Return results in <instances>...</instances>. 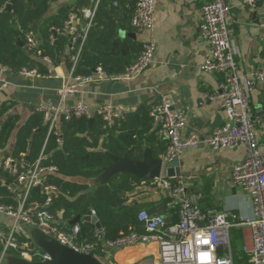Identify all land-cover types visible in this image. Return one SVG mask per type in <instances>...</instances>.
<instances>
[{
    "label": "built area",
    "instance_id": "1",
    "mask_svg": "<svg viewBox=\"0 0 264 264\" xmlns=\"http://www.w3.org/2000/svg\"><path fill=\"white\" fill-rule=\"evenodd\" d=\"M5 8L11 0H4ZM202 24L201 37L209 46V56L202 65V71L221 76V82L215 95L204 93L202 103L216 98L226 114V122L209 136L192 135L183 139L181 131L186 125L184 113L174 108L170 100L163 96L154 106L151 116L156 124L161 125L160 134L168 141L167 152L162 155L164 164H170L188 149L208 147L213 150L237 149L244 147L245 158L235 165L232 173L233 182L251 198L253 217H242L231 212L203 211L202 195L190 193L185 179L180 177H160L152 183L160 190L169 192L171 201L168 208L177 209L178 222H171L159 211L141 209L138 221L142 231H133L116 240L106 237L102 228L95 232L94 240L87 241L80 237L79 224L62 227L56 218L47 211L53 199L59 196V188L46 184V179L58 169L54 165L45 164L43 154L31 163L24 155L14 157L6 150H0V168L15 178L12 190L22 193L18 206L0 205V214L12 219L8 226L0 224V252L2 259L10 251L21 253L23 260L42 263L52 260L49 253L30 243L20 245V238L29 225L36 226L46 237L57 241L83 255L98 259L108 258L114 251L137 245H156L158 249L157 264H235L232 255L231 231L238 227H249L252 232L253 245L245 247L249 255L246 264H264V146L258 141L256 122L249 113L250 98L257 85L264 88V67L252 74H244L236 60V51L232 40L233 24L229 20L231 6L227 0H201ZM100 0L94 5L77 7L72 11L63 25V32L71 37V44L79 46L73 57L77 62L90 29L95 25V18ZM264 0H244V4L256 7ZM156 0H137L131 25L137 33L149 34L155 29ZM264 27V24L262 25ZM54 32H61L53 28ZM55 41L51 36V43ZM39 40L32 34L26 35V49L32 54L41 55ZM156 52L154 40L143 42V53L139 60L128 67L120 75L110 76L97 69L90 76L74 74L72 69L67 76V83L59 92L58 103L43 102L38 111L43 114L48 127V136L58 131L60 120L85 117H100L104 121V129L120 126L126 117L134 113L136 108H126L107 104L93 110L85 103L74 106L67 105L65 100L78 94L87 84L96 80H132L139 76L153 63ZM48 65L51 60L45 57ZM13 70L0 63V97L9 90L13 83L8 76ZM19 75L32 78L57 77L54 69L47 75L37 69H23ZM59 137L58 142L61 143ZM40 188L46 194V202L28 203L32 189ZM43 209V210H42ZM91 216H96L93 211ZM220 249V252L218 250Z\"/></svg>",
    "mask_w": 264,
    "mask_h": 264
},
{
    "label": "trees",
    "instance_id": "2",
    "mask_svg": "<svg viewBox=\"0 0 264 264\" xmlns=\"http://www.w3.org/2000/svg\"><path fill=\"white\" fill-rule=\"evenodd\" d=\"M62 0H11V10L0 0V63L19 74L23 69H37L47 75L50 69L64 67L74 69L75 75L90 76L101 69L106 74L120 75L134 65L143 53V43L128 35L136 33L131 25L137 0H100L95 25L90 29L77 62L79 46L71 44V37L63 32V25L77 7L87 6V0H77L71 6H61L53 15V4ZM37 24L36 31L33 26ZM53 28L61 32H54ZM125 33L122 36L121 33ZM32 33L40 42L41 55L32 54L22 47L26 35ZM51 36L55 41L51 43ZM51 60L48 65L44 62ZM15 102L0 104V150H7L14 139L12 155H22L28 162H35L41 154L45 164L54 165L58 171L46 179V184L59 188V196L53 199L47 211L62 227L71 221L84 218L93 211L99 218L106 237L116 240L133 231H142L138 213L146 209L130 201V196L151 180H141L131 174H120L107 184L99 183L104 169L112 165L110 155L128 157L134 161L143 159L149 148L155 159L167 152L168 141L159 137L161 125L151 116L153 105H142L129 114L120 126L104 129V121L94 117L92 129L85 117L60 120L58 131L48 136L44 116L34 112L25 121L18 114H9ZM59 137L61 143L58 142ZM15 178L0 168V205L18 206L22 193L12 190ZM122 194H126L125 197ZM46 194L40 188L31 190L28 203L46 202ZM174 219L178 220L177 214ZM176 221V220H175ZM80 237L93 241L96 228L81 222ZM27 243L20 238V245ZM16 260L21 253L10 251ZM35 263V261H34Z\"/></svg>",
    "mask_w": 264,
    "mask_h": 264
},
{
    "label": "crops",
    "instance_id": "3",
    "mask_svg": "<svg viewBox=\"0 0 264 264\" xmlns=\"http://www.w3.org/2000/svg\"><path fill=\"white\" fill-rule=\"evenodd\" d=\"M77 0H62L52 5L53 15L64 5L71 6ZM98 0H87L96 4ZM231 6L229 20L233 24L232 40L236 60L244 74H252L264 67V2L256 7L244 4V0H227ZM201 0H156L155 29L145 35L137 33L140 42L154 40L156 52L153 63L132 80H96L87 84L78 94L65 100L67 105L85 103L93 110L112 104L126 108L158 103L167 97L174 108L185 114L187 122L181 131L183 139L192 135L209 136L226 122L221 100L216 98L202 103V95H215L221 76L206 73L201 67L209 56V46L201 37ZM88 6V5H87ZM123 33V32H122ZM57 77L32 79L13 73L8 76L13 83L0 97V104L15 102L9 114H18L22 121L38 111L43 102L58 103L59 92L67 83L69 72L64 67L54 68ZM249 113L256 122L258 141L264 146V88L257 85L250 98ZM160 139L164 137L159 132ZM14 139L7 152L12 153ZM246 156L244 147L213 150L208 147L188 149L179 157L180 171L190 193L202 195L203 211L231 212L242 217H253L251 198L232 179L236 164ZM163 165L162 177H165ZM126 196V194H125ZM130 201L149 211L165 214L171 222L177 209L168 208L169 192L160 190L153 183L142 185L130 196ZM176 220V221H175ZM12 219L0 214V224L8 226ZM28 243L40 248L42 235L36 226L29 225L22 235ZM232 255L235 264H246L249 255L244 248L253 245L249 227L234 228L231 236ZM1 254V252H0ZM112 254V255H111ZM110 254L115 264H157L156 245H137ZM12 262V261H11Z\"/></svg>",
    "mask_w": 264,
    "mask_h": 264
},
{
    "label": "water",
    "instance_id": "4",
    "mask_svg": "<svg viewBox=\"0 0 264 264\" xmlns=\"http://www.w3.org/2000/svg\"><path fill=\"white\" fill-rule=\"evenodd\" d=\"M90 6V3H88ZM11 5H8L7 9L11 10ZM38 25L33 26V30L36 31ZM125 36V33H121ZM133 39H137L136 33H131L128 35ZM20 45L24 47V42H20ZM96 70H94L95 72ZM94 123V118L89 119V127L92 129ZM112 160V165L104 169L102 175L99 178V183L107 184L113 177L120 174H131L141 180H151L155 181L162 177L163 161L161 158L155 159L152 155V151L147 148L143 153V159L140 161H134L128 157H118L110 155ZM180 163L176 159L171 162L165 168L166 177H180L182 176L179 169ZM125 197V194H122ZM43 210V209H42ZM81 222H88L92 224L97 230L102 229V224L97 216L88 215L84 218L80 216L76 217L71 221L70 225L80 224ZM41 233V232H40ZM42 239L39 241V246L41 249L50 254L52 260L45 261L42 263H33L26 260H16L14 264H102L98 259L90 255H83L75 252L74 250L60 245L57 241L44 236L42 233ZM220 252V249L218 250Z\"/></svg>",
    "mask_w": 264,
    "mask_h": 264
},
{
    "label": "rangeland",
    "instance_id": "5",
    "mask_svg": "<svg viewBox=\"0 0 264 264\" xmlns=\"http://www.w3.org/2000/svg\"><path fill=\"white\" fill-rule=\"evenodd\" d=\"M233 233H234V229L231 231V236ZM0 256H1V254H0ZM109 258H110V256L108 258L102 257V258H100V260L102 261V264H115L116 261L113 258L112 259H109ZM15 262H16V259L13 258L12 254L10 252L5 254L2 259L0 258V264H14Z\"/></svg>",
    "mask_w": 264,
    "mask_h": 264
}]
</instances>
